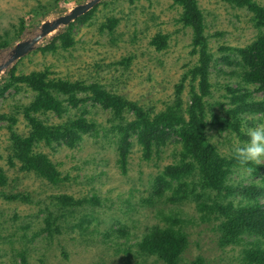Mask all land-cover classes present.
<instances>
[{"label":"rangeland","instance_id":"obj_1","mask_svg":"<svg viewBox=\"0 0 264 264\" xmlns=\"http://www.w3.org/2000/svg\"><path fill=\"white\" fill-rule=\"evenodd\" d=\"M86 1L0 0V59L9 47L29 35L32 25L65 14ZM197 1L212 53V87L205 98L206 133L210 143L233 164L227 181L232 187L229 197L224 195L226 192L219 196L217 191H204L195 171L185 178L189 189L196 190L195 196L181 202L166 197L148 202L154 177L167 164L181 160L178 137L173 135L147 160L134 135L128 171L123 174L117 164L115 121L109 111L93 103L72 111V115L85 111L96 123V131L77 146L39 145L68 181L53 185L23 171L15 157L12 135L29 132L23 111L35 92L24 83H15L0 95V114L7 116L0 120V168L9 182L0 190L28 192L34 202L6 200L0 195V264H164L155 256L140 254L136 242L148 229L172 224L169 216L175 214L185 219L181 228L190 237L189 247L182 255L183 264H190L198 256L205 264H248L245 250L255 244L264 247V238L255 233L223 246L219 220L215 215H205L199 207V202L213 199L264 203V158L245 165L234 158L235 147L248 139L247 131L264 126V110L229 113L243 104L239 97L248 102L263 100L259 86L244 80L240 50L263 34L264 26L256 25L255 14L247 6L227 0ZM252 1L264 7V0ZM181 13V6L174 0H102L15 61L0 79V87L11 70L27 74L48 69L52 76L100 81L108 89L139 101L154 114L172 107L185 110L190 103V83L184 76L197 61V55L192 53V30L180 21ZM69 31L73 44L64 47L60 37ZM157 33L168 36L163 50L151 44ZM48 46L51 48L42 50ZM181 83L184 85L179 91ZM215 115L231 121L236 118L238 130L219 126L214 122ZM49 120L54 122L57 118L50 115ZM248 185L257 187L260 194L256 197L246 193L243 187ZM57 193L76 197L96 193L102 202L61 209L50 198ZM48 208L61 217L51 232L46 222Z\"/></svg>","mask_w":264,"mask_h":264},{"label":"trees","instance_id":"obj_2","mask_svg":"<svg viewBox=\"0 0 264 264\" xmlns=\"http://www.w3.org/2000/svg\"><path fill=\"white\" fill-rule=\"evenodd\" d=\"M240 6H247L256 18L257 26H264V7L252 0H227ZM182 8L180 21L192 30V53L197 61L187 68L184 80L190 83V103L185 110L172 107L162 112L153 113L139 101L130 99L121 93L112 91L100 81L88 82L82 79L52 76L48 69L35 70L27 74H16L11 70L10 76L0 87L3 95L15 83H24L35 92L33 100L24 108V117L29 124L26 135L13 134L12 145L15 157L25 172H32L53 185H60L69 180L64 176L58 165L49 154L39 149L41 143L52 146L55 143L67 147L77 146L86 135L96 131V123L86 116V112L72 115L73 109H79L89 103L100 105L111 114L115 121L114 132L117 137V164L123 174L128 171L132 152V137L137 136L142 149V157L151 159L155 150H159L173 136H177L181 145V160L167 164L153 180V189L148 202L155 203L158 199L167 198L172 202L185 201L196 195L190 190L186 176L195 172L200 176L201 188L206 191H217L220 196L229 197L232 187L228 185L230 160L222 156L207 137V120L205 98L211 92L212 53L209 50L205 35V24L202 11L197 0H174ZM115 22H113L114 24ZM113 26H111L112 28ZM69 31L60 37L64 47L73 44ZM167 35L157 33L152 37L151 44L158 50L167 47ZM53 47H58L55 44ZM51 48V46L44 49ZM241 63L245 67L244 80L257 84L263 93L262 102H248L239 97L242 105L231 114L248 110H264V33L254 42L240 50ZM179 87V91L183 87ZM129 115V118L127 115ZM50 115L57 118L50 121ZM46 116L47 118H43ZM0 114V120L5 119ZM214 122L221 127L238 130V121L214 116ZM9 185L8 177L0 168V188ZM243 190L252 196L260 191L254 185L244 186ZM6 200L33 203L28 192H9L0 190ZM197 196H199L197 194ZM56 206L61 209H76L84 206L101 204L98 194L76 197L69 193L51 194ZM200 197H198L199 199ZM214 200V199H213ZM201 201V212L215 215L219 220L220 242L223 246L234 244L247 233H255L264 238V203H235L234 201ZM46 217L50 232L53 225L61 220L55 210L48 208ZM175 214V213H174ZM169 216L172 224L154 226L148 229L136 242L138 252L145 256H155L164 264H183L182 255L188 249L190 237L181 226L185 219ZM179 224L180 226H178ZM58 232L60 229L54 227ZM256 243V242H255ZM244 260L248 264H264V247L255 244L245 250ZM190 264H205L198 256Z\"/></svg>","mask_w":264,"mask_h":264},{"label":"water","instance_id":"obj_3","mask_svg":"<svg viewBox=\"0 0 264 264\" xmlns=\"http://www.w3.org/2000/svg\"><path fill=\"white\" fill-rule=\"evenodd\" d=\"M101 1L87 0L69 8L65 14L49 17L32 25L29 35L9 47L5 56L0 59V79L15 61L33 51L41 40L64 30L71 22L89 12Z\"/></svg>","mask_w":264,"mask_h":264},{"label":"clouds","instance_id":"obj_4","mask_svg":"<svg viewBox=\"0 0 264 264\" xmlns=\"http://www.w3.org/2000/svg\"><path fill=\"white\" fill-rule=\"evenodd\" d=\"M246 135L247 141L242 146L235 147L234 158L240 165L259 163L264 158V126L250 129Z\"/></svg>","mask_w":264,"mask_h":264}]
</instances>
